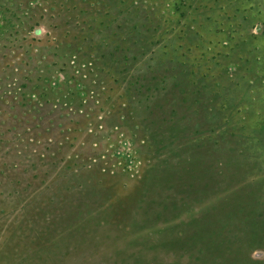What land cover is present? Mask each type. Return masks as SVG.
<instances>
[{"label":"rangeland","instance_id":"obj_1","mask_svg":"<svg viewBox=\"0 0 264 264\" xmlns=\"http://www.w3.org/2000/svg\"><path fill=\"white\" fill-rule=\"evenodd\" d=\"M0 264H264V0H0Z\"/></svg>","mask_w":264,"mask_h":264},{"label":"trees","instance_id":"obj_2","mask_svg":"<svg viewBox=\"0 0 264 264\" xmlns=\"http://www.w3.org/2000/svg\"><path fill=\"white\" fill-rule=\"evenodd\" d=\"M119 3H122V2L112 1V4L114 7L119 6ZM131 4H132V2H131ZM143 12H144L143 10H140L139 21L135 20L134 15H132V17L128 16V17L123 18V20L125 21L126 28L129 32H135L136 28L139 26L140 33H141V31L144 29L145 23L147 21L151 20L149 18V16L147 14H143ZM112 20H119V19L117 18V16H115V18H113L109 21H106L107 23L103 27L102 30H104L106 28L114 27V23L110 22ZM136 22H139V25ZM113 34L115 35L116 31H114ZM118 44H119V41H116L113 43V46L111 47V49L107 50V56L118 55L119 56L118 60L121 61L122 64H126V62L128 63L137 57L139 50L135 51V49L129 45L125 46L124 48H120V46ZM149 45H151L149 48V52H152L154 42L152 40H150ZM141 51L142 50H140V53H141ZM171 74H172V67L170 65L158 66L157 61L152 63V66L149 69L142 71L140 73V84H139L140 91H145L146 96L148 98L154 97L155 91L160 88V85H158V82L154 81V79L158 76H161L163 78V77L170 76ZM142 77H144L146 80L141 81ZM135 84H137V83H135ZM169 86H170V84H169ZM155 106H156V101H154V99H153L152 102L147 105L148 111H154L153 109L155 108ZM170 119H171V117H170ZM192 123H193L192 125L197 124L196 126L202 125V124H198V122H192ZM185 125H186V121H185ZM165 126L158 125L156 123L154 125V127L152 128L153 138H154L155 143L158 145V146H156L158 148H162L161 146H163L164 144L165 145L169 144L171 141L172 135H169V133L166 132V130L167 131H171V130L168 128L167 125H165ZM188 129L189 130H187L184 126L182 129H179V130H180V132H182L183 135H187L188 134L187 132H189L192 129V126L188 127Z\"/></svg>","mask_w":264,"mask_h":264},{"label":"clouds","instance_id":"obj_3","mask_svg":"<svg viewBox=\"0 0 264 264\" xmlns=\"http://www.w3.org/2000/svg\"><path fill=\"white\" fill-rule=\"evenodd\" d=\"M47 32H48L47 26L40 25L39 27L33 30L32 35L37 38H42L47 34Z\"/></svg>","mask_w":264,"mask_h":264}]
</instances>
